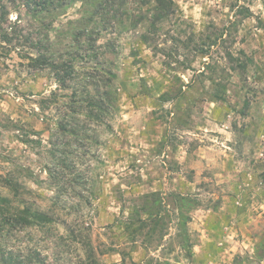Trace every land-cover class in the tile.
Instances as JSON below:
<instances>
[{"label": "rangeland", "instance_id": "obj_1", "mask_svg": "<svg viewBox=\"0 0 264 264\" xmlns=\"http://www.w3.org/2000/svg\"><path fill=\"white\" fill-rule=\"evenodd\" d=\"M173 1L175 13L148 33L150 43L142 40L147 20L130 25L151 16L148 0H129L126 27L98 41L101 51L114 48L99 62L116 73L120 109L91 162V203L71 190V208L57 213L61 222L89 226L93 242H36L52 263L87 264L92 247L102 264H264V0ZM79 7L61 22L78 17ZM21 61L17 52L0 57V174L21 167L35 205L48 211L53 191L34 180L47 179L53 123L37 101L55 84ZM27 130L41 131L32 138L41 137L42 147L20 140ZM151 191L168 196L169 233L132 242L119 222ZM52 232L67 234L63 223ZM181 234L193 245L191 258Z\"/></svg>", "mask_w": 264, "mask_h": 264}, {"label": "trees", "instance_id": "obj_2", "mask_svg": "<svg viewBox=\"0 0 264 264\" xmlns=\"http://www.w3.org/2000/svg\"><path fill=\"white\" fill-rule=\"evenodd\" d=\"M128 2L0 0V57L17 52L22 59L20 65L37 75H47L55 84L49 95L37 101L40 111L45 113L42 119H49L53 126L45 146L47 179L38 176L34 180L36 184L45 183L53 191L51 200L54 206L46 211L35 205L33 190L22 180L27 174L21 167L16 165L0 174V264H55L49 261L36 242H93L88 233L89 226H71L67 220L61 222L57 213L59 208L63 210L70 205L66 196L71 190L72 196L84 198L88 203L94 197L91 187L97 166L91 162L96 158V148L102 144L104 132L113 130L112 120L120 109L117 90L113 87L116 73L110 66L99 62L100 57L114 52V48H110L108 41L103 52L98 41L108 31L126 27L130 16ZM148 2L153 5L151 16L141 15L130 24L135 27L147 20L150 28L142 35L145 43L151 41L148 33H156L176 9L173 0ZM77 3H80L79 16L61 22L68 9ZM13 12L16 13L14 20L10 19ZM55 22L60 23L56 26ZM202 54H208V50H202ZM230 58L234 60L232 56ZM145 92L149 89L146 88ZM160 98L168 101L171 96L164 93ZM22 132L20 140L25 145L43 146L41 137L32 138L41 131ZM77 186H81L85 194L82 190L76 191ZM88 190L90 192L86 195ZM167 197L160 191H151L133 200L131 211L119 222L132 242L145 237V243L150 244L155 239L163 240L169 233L166 217L171 216V204ZM178 198L181 202L177 207H182L185 199L183 196ZM60 223L65 226L67 234L52 232ZM183 235H179L181 246L191 258L193 245ZM88 251L87 264H102L92 247ZM151 260L148 258L146 264H151Z\"/></svg>", "mask_w": 264, "mask_h": 264}]
</instances>
